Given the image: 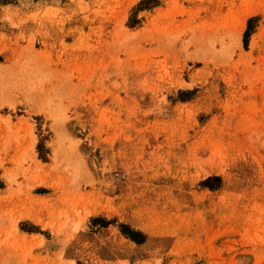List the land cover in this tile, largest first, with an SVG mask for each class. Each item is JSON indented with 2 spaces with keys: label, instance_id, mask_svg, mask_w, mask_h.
I'll list each match as a JSON object with an SVG mask.
<instances>
[{
  "label": "rangeland",
  "instance_id": "obj_1",
  "mask_svg": "<svg viewBox=\"0 0 264 264\" xmlns=\"http://www.w3.org/2000/svg\"><path fill=\"white\" fill-rule=\"evenodd\" d=\"M0 264H264V0H0Z\"/></svg>",
  "mask_w": 264,
  "mask_h": 264
}]
</instances>
